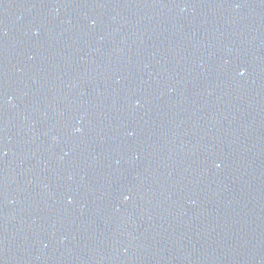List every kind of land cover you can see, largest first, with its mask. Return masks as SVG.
I'll use <instances>...</instances> for the list:
<instances>
[{
  "label": "water",
  "instance_id": "water-1",
  "mask_svg": "<svg viewBox=\"0 0 264 264\" xmlns=\"http://www.w3.org/2000/svg\"><path fill=\"white\" fill-rule=\"evenodd\" d=\"M0 264H264V0H0Z\"/></svg>",
  "mask_w": 264,
  "mask_h": 264
},
{
  "label": "clouds",
  "instance_id": "clouds-1",
  "mask_svg": "<svg viewBox=\"0 0 264 264\" xmlns=\"http://www.w3.org/2000/svg\"><path fill=\"white\" fill-rule=\"evenodd\" d=\"M76 131H79V129H76Z\"/></svg>",
  "mask_w": 264,
  "mask_h": 264
}]
</instances>
